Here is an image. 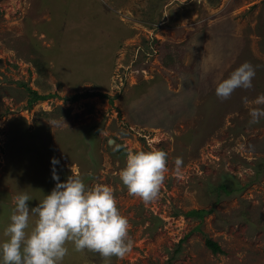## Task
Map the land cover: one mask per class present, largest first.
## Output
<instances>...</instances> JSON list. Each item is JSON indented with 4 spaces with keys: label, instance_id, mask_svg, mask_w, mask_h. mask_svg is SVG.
<instances>
[{
    "label": "rangeland",
    "instance_id": "rangeland-1",
    "mask_svg": "<svg viewBox=\"0 0 264 264\" xmlns=\"http://www.w3.org/2000/svg\"><path fill=\"white\" fill-rule=\"evenodd\" d=\"M244 62L253 87L221 101ZM27 86L50 96L29 106ZM260 94L264 0H0V241L15 195L36 207L79 174L113 189L133 248L109 262L69 243L62 264H264V118L242 102ZM152 149L168 172L145 204L119 171Z\"/></svg>",
    "mask_w": 264,
    "mask_h": 264
},
{
    "label": "clouds",
    "instance_id": "clouds-1",
    "mask_svg": "<svg viewBox=\"0 0 264 264\" xmlns=\"http://www.w3.org/2000/svg\"><path fill=\"white\" fill-rule=\"evenodd\" d=\"M255 74V67L244 62L216 84L217 98L224 101L238 88L251 89ZM242 102L253 105L249 124H258L264 118V107H260L264 106V94L252 101L245 96ZM174 166L179 175L182 157L175 158ZM167 172V153L162 149L129 151L119 178L130 196L148 204L159 197ZM58 179L54 171L53 180ZM30 200L24 191L13 197L15 207L3 231L5 239L0 241L2 264H62L69 243L76 252L98 253L109 262L113 257L125 258L133 248L129 221L108 185L88 187L79 174H71L65 182L56 183L36 207H29Z\"/></svg>",
    "mask_w": 264,
    "mask_h": 264
},
{
    "label": "trees",
    "instance_id": "trees-1",
    "mask_svg": "<svg viewBox=\"0 0 264 264\" xmlns=\"http://www.w3.org/2000/svg\"><path fill=\"white\" fill-rule=\"evenodd\" d=\"M26 89L28 90V93H29V101H28L29 106H32L34 103H36L39 100H46L50 96V95L41 94L37 90H34L28 86ZM28 108H30V107H28ZM222 187L227 192L230 191L228 189V187H229L228 185L225 184ZM209 211L205 210V209H197V210L190 211L189 214L192 216H196L198 218H203L204 214L208 213ZM206 245L212 250L213 253L222 252L220 245L211 238L206 240ZM86 252H87V250H86ZM88 253H89V251H88ZM90 253L94 254L95 256H98L97 253H93V252H90Z\"/></svg>",
    "mask_w": 264,
    "mask_h": 264
}]
</instances>
